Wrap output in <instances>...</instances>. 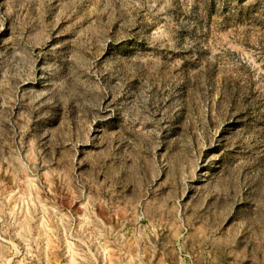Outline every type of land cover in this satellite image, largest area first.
<instances>
[{"label":"rangeland","instance_id":"1","mask_svg":"<svg viewBox=\"0 0 264 264\" xmlns=\"http://www.w3.org/2000/svg\"><path fill=\"white\" fill-rule=\"evenodd\" d=\"M0 264H264V0H0Z\"/></svg>","mask_w":264,"mask_h":264}]
</instances>
